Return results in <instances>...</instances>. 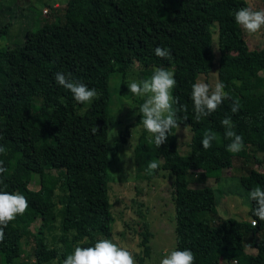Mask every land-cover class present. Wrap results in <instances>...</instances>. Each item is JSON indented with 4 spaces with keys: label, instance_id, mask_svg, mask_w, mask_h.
I'll list each match as a JSON object with an SVG mask.
<instances>
[{
    "label": "trees",
    "instance_id": "trees-1",
    "mask_svg": "<svg viewBox=\"0 0 264 264\" xmlns=\"http://www.w3.org/2000/svg\"><path fill=\"white\" fill-rule=\"evenodd\" d=\"M245 6L246 0H68L63 16L53 13L52 21L27 30L20 43L0 48V145L7 149L0 154L7 168L0 174V190L20 192L29 204L4 229L0 242L3 264H14L28 236L36 239L32 264L62 260L76 245L88 247L97 239H111L115 219L108 181L113 179L111 163L116 153L109 157L110 79L118 75L114 79L119 80L124 94L127 74L137 72L139 80H144L159 66L175 72L176 106H186L177 119L181 120L179 127L191 132L189 151L180 152L176 129L158 148L144 127L133 151L137 175L144 172L151 180L162 169L173 177L175 248L190 249L194 264H264V221L251 214L255 201L250 200L247 218H220L214 188L190 185L231 168L238 157L243 159L240 185L248 191L264 187V170L252 165L262 161L247 152L249 147L264 152V48L251 49L235 23L234 12ZM9 26L0 25V36ZM156 46L168 48L171 58L157 57ZM73 49L88 54L90 67L77 60L66 65L43 64L57 61ZM215 61L217 78L225 83L230 98L197 121L191 85L200 74L207 75ZM57 72L71 73L95 88L97 98L91 103L76 102L69 90L55 82ZM234 101L241 105L237 113L231 112ZM142 102L143 98H134L136 113L119 130L122 141L132 128L142 125ZM225 116L231 117L234 131L243 137L244 148L238 153L227 151L231 141L225 138L221 124ZM95 126L98 131L93 134ZM205 132L216 136L207 150L201 145ZM152 160L162 163L149 174L146 169ZM51 169L64 170L67 191L61 234L56 239L61 250L50 245L41 227L36 234L29 229L52 208L43 183L36 190L29 187L31 175L37 173L42 180ZM205 213L210 219L202 218ZM254 219L256 226L251 223ZM139 233L143 255L138 260L142 263L150 254L151 234L145 229Z\"/></svg>",
    "mask_w": 264,
    "mask_h": 264
},
{
    "label": "rangeland",
    "instance_id": "rangeland-1",
    "mask_svg": "<svg viewBox=\"0 0 264 264\" xmlns=\"http://www.w3.org/2000/svg\"><path fill=\"white\" fill-rule=\"evenodd\" d=\"M68 0H0V25L9 23V29L0 36V48L5 45L20 43L27 30L34 31L46 21H52L55 15L63 16V7ZM248 5L255 8H264L263 0H246ZM63 10V11H62ZM55 13V15H53ZM242 29V28H241ZM242 33L251 49L264 48V28L255 34ZM216 34L213 33L212 46L215 48ZM79 61L80 64L88 68V54L81 49H73L57 61H43L46 66L58 65L59 63L69 64L73 61ZM217 63L214 62L210 72L207 75L200 74L198 79L212 84L217 78ZM117 74L112 75L110 79V111L108 127V147L109 157L114 153L112 160L113 172L110 174L113 179L108 181V191L111 200V210L113 213L114 224L111 240L120 246L128 248L134 255L136 264H159L165 249H171L176 246L175 237V212L172 201V182L173 177L167 170H159L151 180L145 178L142 174H136L134 147L137 144L139 134L143 125L132 128L125 141H122L120 129H125L126 123L130 117L136 113L133 107L134 96L128 89L124 94L120 92L119 80L114 79ZM128 80V81H127ZM141 80V79H140ZM137 72L131 75L127 74L126 84L131 81H140ZM142 81V80H141ZM117 120V122L115 121ZM122 134L124 132H121ZM178 147L181 153L189 151V142L191 132L188 128L179 127L175 131ZM117 145H116V144ZM132 153L134 159L127 158ZM249 156L257 155L256 158L262 162L254 161L253 167L258 170H264V152H255L254 148L247 149ZM113 153V154H112ZM250 159L252 160V158ZM242 158H234L231 168L219 171V173L203 182L194 180L190 182L191 186H200L209 184L214 188L217 200V215L220 218H247V211L250 205L248 190L240 185V176L243 171L240 169ZM243 160V159H242ZM249 164L248 162L246 165ZM63 169L48 170L42 180L37 173H32L29 187L38 189L43 183L45 196L51 200L52 208L45 219H36L29 225L32 234L38 232L41 227L44 236L50 245L59 247L56 239L61 234V224L63 219L64 205L67 199V191ZM193 175V174H192ZM210 219L208 213L202 214V218ZM212 221V220H211ZM130 226V227H129ZM25 227L22 226V230ZM148 230L150 237L148 245L150 254L144 256L142 263L138 260L143 255L140 231ZM27 241L23 240L21 255L14 261V264H32L35 256L36 239L28 236ZM73 250V249H72ZM249 252V249H246ZM63 260V259H62ZM62 260L55 258L43 264H60ZM0 264H3L0 256Z\"/></svg>",
    "mask_w": 264,
    "mask_h": 264
},
{
    "label": "clouds",
    "instance_id": "clouds-1",
    "mask_svg": "<svg viewBox=\"0 0 264 264\" xmlns=\"http://www.w3.org/2000/svg\"><path fill=\"white\" fill-rule=\"evenodd\" d=\"M234 20L246 33L255 34L264 28V8H255L252 5L241 7L234 12ZM154 54L161 59H170L171 53L168 48L156 46ZM55 82L67 89L74 100L80 104L91 103L97 98L95 88H89L85 83L74 79L71 73L57 72ZM176 86L175 72L163 66L154 67L151 75L142 81L127 83L129 91L137 97H142L143 102L139 105V114L142 116L144 129L154 138L156 147L166 143L168 135L174 134L173 129H179L177 114L186 111V106L180 105L178 97H174L173 89ZM225 83L216 79L212 84L197 79L191 85V100L193 102L195 118L200 121L201 117H207L215 112L225 99L230 98L225 91ZM239 101H234L231 107L232 113L240 110ZM186 118V117H185ZM184 118V119H185ZM221 124L225 132L224 136L231 142L227 145V151L238 153L244 148L243 137L234 131L235 125L230 116H225ZM92 133L98 129L93 127ZM216 136L212 132H205L201 145L207 150L212 146ZM7 149L0 145V154H6ZM127 158L134 159L132 153ZM162 161L152 160L148 163L146 171L151 172L160 168ZM7 172L4 163L0 160V174ZM3 180H0V184ZM7 186L5 185V188ZM248 198L255 201V207L251 209L252 216L264 221V187L257 186L248 192ZM28 200L20 192L0 190V242L4 240V229L15 220L18 215H23L28 209ZM257 220H253L256 226ZM195 256L190 249L178 248L165 249L159 264H194ZM60 264H136L134 255L128 248L120 246L111 239H97L92 246H74L70 254H67Z\"/></svg>",
    "mask_w": 264,
    "mask_h": 264
},
{
    "label": "built area",
    "instance_id": "built-area-1",
    "mask_svg": "<svg viewBox=\"0 0 264 264\" xmlns=\"http://www.w3.org/2000/svg\"><path fill=\"white\" fill-rule=\"evenodd\" d=\"M251 223L253 224V221Z\"/></svg>",
    "mask_w": 264,
    "mask_h": 264
}]
</instances>
